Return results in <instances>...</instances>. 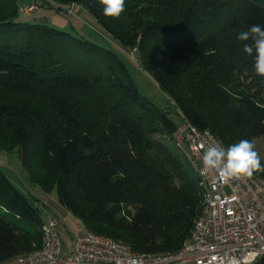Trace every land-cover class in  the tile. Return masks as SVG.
Here are the masks:
<instances>
[{
    "label": "trees",
    "instance_id": "16d2710c",
    "mask_svg": "<svg viewBox=\"0 0 264 264\" xmlns=\"http://www.w3.org/2000/svg\"><path fill=\"white\" fill-rule=\"evenodd\" d=\"M55 1L82 6L104 37L135 49L180 122L139 93L113 49L0 0V150L17 149L28 182L56 187L85 230L136 253L179 250L202 205L194 163L170 143L181 122L226 148L264 139V78L237 39L264 26V0H125L118 19L98 0ZM37 202L0 170V264L41 246Z\"/></svg>",
    "mask_w": 264,
    "mask_h": 264
},
{
    "label": "built area",
    "instance_id": "2783aa9c",
    "mask_svg": "<svg viewBox=\"0 0 264 264\" xmlns=\"http://www.w3.org/2000/svg\"><path fill=\"white\" fill-rule=\"evenodd\" d=\"M35 6L21 11L30 14ZM175 136L194 163L202 190L201 209L179 250L136 253L124 242L83 227L74 235L71 250H63L52 219L42 225L41 246L19 255L18 264H257L264 256V178L254 174L224 182L215 171L201 175L204 147L225 146L208 129L186 121Z\"/></svg>",
    "mask_w": 264,
    "mask_h": 264
},
{
    "label": "rangeland",
    "instance_id": "374dc122",
    "mask_svg": "<svg viewBox=\"0 0 264 264\" xmlns=\"http://www.w3.org/2000/svg\"><path fill=\"white\" fill-rule=\"evenodd\" d=\"M18 1L20 4V15H22L21 18L32 19L35 16L40 17L44 15L46 17L52 18V16L54 15V19L56 21H59L62 18L63 20L65 19L69 22L70 26L64 28L67 31H70L75 35L83 37L86 36L88 39H91L94 42L101 43L103 46H107L113 49L123 59L130 77L139 93L149 99L157 109L167 111L168 115L174 123L178 124L180 122L177 108L170 101L169 97L158 87L152 77L143 69V66L141 65L137 57L135 49L126 51L119 46L117 47V44L115 42L109 40L107 37H104L100 33L101 30L98 28L99 26L96 24L95 20L87 13V10L85 8L77 4L61 6L55 0ZM34 1H37L40 4H37ZM30 3L31 5L37 4L35 6L36 8L30 14L22 12L21 9L23 10L24 7L30 5ZM62 7L65 8L63 9ZM62 10H64V13L62 12ZM52 26L57 27V25L54 24ZM251 141L255 145V150L260 155L262 165H264V139L262 137H255ZM170 143L172 145H177L175 139ZM0 170L5 173L8 178L25 194L32 195L37 200H39L41 204L43 203V205H39V208L43 220L46 221L48 218L47 214H49L48 211H52L51 206L53 204H59L56 187H54L49 194H45L39 188L31 185L28 182L25 171L22 168L17 149L11 152L0 150ZM29 188L31 189V191H29ZM64 225V222L58 224L57 230L59 237L61 238L62 236L66 239H69L72 234L69 233L67 229H65ZM23 227L30 231L35 230V227L32 224L23 223Z\"/></svg>",
    "mask_w": 264,
    "mask_h": 264
},
{
    "label": "clouds",
    "instance_id": "9594fccd",
    "mask_svg": "<svg viewBox=\"0 0 264 264\" xmlns=\"http://www.w3.org/2000/svg\"><path fill=\"white\" fill-rule=\"evenodd\" d=\"M103 6L105 17L118 19L125 12V0H98ZM237 39L243 43V51L248 56L254 55V70L257 76L264 78V26L251 25L248 30L241 31ZM264 82V81H262ZM201 175L215 171L221 181L251 178L254 173L264 171L259 153L255 145L248 139H241L227 148L218 143L204 147L200 156Z\"/></svg>",
    "mask_w": 264,
    "mask_h": 264
},
{
    "label": "crops",
    "instance_id": "0c3cea01",
    "mask_svg": "<svg viewBox=\"0 0 264 264\" xmlns=\"http://www.w3.org/2000/svg\"><path fill=\"white\" fill-rule=\"evenodd\" d=\"M54 17L55 16L53 15L52 18H50L51 19V23L54 24V25H57V27L66 28V27L70 26L69 22L66 21L65 19L63 20L61 18V20L56 21L54 19ZM53 19L55 20V22H54ZM29 191H31L30 188H29ZM37 201H38L37 203L40 205L41 202H39V200H37ZM41 205H43V203ZM51 207H52V211L51 210L48 211L49 214H47L48 215L47 220L46 221L43 220V221L47 222L48 220L54 219L56 221V223H55L56 230H57L58 224L64 222L65 229H67L68 232L71 233L72 235L70 236L69 239H66V238L61 236V239H62V242H63L62 245H63V250H68L69 251V250H71L72 239H73L74 235L77 233V231L82 228V223L80 222V220H78L76 217H74L70 212H68L60 204H53ZM57 232H58V230H57ZM1 264H18V262H17V258H12V259H9V260L1 263ZM187 264H191V263H187Z\"/></svg>",
    "mask_w": 264,
    "mask_h": 264
},
{
    "label": "water",
    "instance_id": "95a60500",
    "mask_svg": "<svg viewBox=\"0 0 264 264\" xmlns=\"http://www.w3.org/2000/svg\"><path fill=\"white\" fill-rule=\"evenodd\" d=\"M264 263V256L261 257V259L258 261L257 264H263Z\"/></svg>",
    "mask_w": 264,
    "mask_h": 264
}]
</instances>
